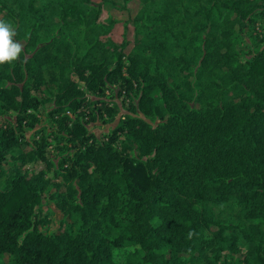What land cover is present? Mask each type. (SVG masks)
Returning <instances> with one entry per match:
<instances>
[{
    "label": "trees",
    "instance_id": "16d2710c",
    "mask_svg": "<svg viewBox=\"0 0 264 264\" xmlns=\"http://www.w3.org/2000/svg\"><path fill=\"white\" fill-rule=\"evenodd\" d=\"M144 1L157 6L156 22L142 25L146 53L128 54L125 33L119 44L112 37L117 21H99L87 0H0V8L18 18L17 32L31 17L33 31L42 23L56 30L57 45L77 26L89 38L76 57L59 58L56 44L37 48L31 34L30 55L0 70L2 107L15 113L0 125V264H120L114 260L120 251L126 252L121 264H234L228 253L220 259L222 249L244 250L235 264H264V232L252 224H264V50L253 49L233 66L236 54L224 41L231 24L254 27L264 18V0ZM192 15L194 25L187 19ZM181 40L183 49L200 55L198 82L187 85L198 89L197 107L160 71L173 65L171 42ZM51 66L57 69L54 94L46 88ZM217 70L219 78L212 75ZM75 77L100 96L111 85L124 98L138 90L137 110L150 122L128 116L107 142L93 135L78 118L89 110ZM42 86L53 101L50 133L36 127L44 99L33 92ZM103 107L114 114L105 104L87 113L106 116ZM26 129L39 136L29 151L22 149L30 143ZM120 134L127 140L117 149ZM60 141L72 153L55 164L45 147ZM38 161L55 166L62 180L53 184L65 188L50 199L70 221L50 233L40 228L47 221L40 206L51 179L42 169L26 171ZM210 227L217 228L214 240L206 236Z\"/></svg>",
    "mask_w": 264,
    "mask_h": 264
},
{
    "label": "rangeland",
    "instance_id": "374dc122",
    "mask_svg": "<svg viewBox=\"0 0 264 264\" xmlns=\"http://www.w3.org/2000/svg\"><path fill=\"white\" fill-rule=\"evenodd\" d=\"M173 2L174 1L169 2V5H173ZM6 4L9 5V1H6ZM87 4L94 6L95 10H99H97L99 12V21L104 22L111 18L117 21V24L112 33V37L116 41V43L119 44L121 43L123 34L125 33L127 39L131 41L129 47L127 48L128 54H130L131 51L132 53H146L147 50L145 43H143L142 45L139 43L141 37L146 36L145 30L142 28V25H150L153 21L156 22L154 18L157 15L154 11H152L157 8L156 5L148 4L144 0H87ZM145 15H148V21ZM187 19L189 20V23L191 25H194L197 21L195 15L188 16ZM0 20L10 22L14 26L16 32V36L14 37V39L19 41L23 45L20 56L13 62L20 61L21 59H24L26 55L27 57L30 55L32 47L27 45L26 37H30L31 34L33 40L30 42L34 44L32 46H36L37 48L49 43H54L57 45L58 42H62L61 38H59V35L56 34V30L52 29L49 26L50 24L43 25L44 23H42V26L39 28V30L33 31L31 29V24L35 23L34 18L30 17V20L32 22H29L28 24L25 23L26 25L22 24L20 29H18V32L17 27L19 28L20 26V24L18 23V18H14V16H8L6 14V11L1 8ZM50 20L52 22L55 21L53 18H50ZM231 27V32H228L227 34L229 39H226L224 41H226L228 45L231 46V51L236 54V60L232 62L233 66L236 65V62H239L243 58H246V56L249 55L253 49L264 50V18H258L254 27L251 25H244L240 27L238 23L231 24ZM83 30L84 29L82 26H77L75 29H72L71 34L68 35V39L54 48V50L57 51L59 58H63L64 56H66V53L76 57L77 54L81 52L80 48L84 47V45L88 43L87 41L89 39L87 34V37L84 38ZM185 30H187V28H185ZM96 32L98 33L97 30ZM20 35L22 36L20 37ZM101 40L103 41V44L106 40V36L102 37ZM182 41L183 40L179 41V44H174L173 42H171L172 47L169 51V54L174 55L175 60H173L172 66L165 68L161 67L160 71L164 76L169 75L172 80V84L174 83V88L176 87L180 89V91H183V93L186 91L189 92L188 102H191L194 106L197 107L200 105V103L196 100V93L198 92V89L190 87V89L188 90L187 85L188 83H194L195 81H197L195 73H198V70L201 72V69L199 68L200 55L193 53L192 51H190L191 49H183L186 43ZM76 43H78V45H76ZM199 45H201L200 41H197L194 44L195 51ZM104 50L106 57L110 58L111 48L106 45ZM222 50H224V48H222ZM172 55H169V60L173 58ZM179 60H185V63L179 62ZM6 65L8 66L11 64L4 63L0 65V70L4 71L6 69L8 71ZM186 67L187 69H184ZM209 69H211V67ZM225 69L226 68L224 66L221 67V70L225 71ZM218 72H220L221 74V71L217 70L214 71L212 75L219 78L220 74ZM56 78V67H47L46 79L48 80V83L46 88L53 94L56 92V86L53 82ZM74 79L77 80L76 77ZM77 82L80 85V89L83 92L86 102L88 103V106L86 107L87 110L91 111L93 110V108L101 106L102 104H105L106 107H109L110 109L114 110V114L112 116L106 114V109H104V107L103 112L106 114V116L103 117L96 115L92 116L87 113L89 111L84 112L85 115H79V120L81 122L86 123L88 131L93 135L100 138L103 137L104 140L107 142V137L111 133L112 129L116 127L121 120L125 119V117L128 116H139L140 118H143L146 121L150 122L149 118H145L137 110V101L139 95L138 90L132 91L129 95V98H124V94L118 95L117 86L111 85L107 87L104 95L100 96L86 88L84 82L78 80ZM44 88L45 86H42L39 91L37 90L33 92L41 99H44L43 102L36 109V116L38 118V123L36 127L44 129L45 133H48L49 131L51 132L53 126V119L48 113L53 106V101L49 99L50 96L47 93L48 91H44ZM153 96L156 97L158 99V102L160 103L161 92L155 90L153 92ZM1 111H3L4 113H2ZM77 112H79L78 109ZM66 113L72 119V121L76 120L75 115L73 113ZM14 115L15 113H13L12 111L6 112L5 109L2 107V102L0 101V125L3 123V119H12ZM38 137L39 136L37 135L35 136L34 130L26 129V139L30 143H28V145L22 148L23 151H29L32 147L31 142H33L34 140L39 141ZM121 140H127L125 134L119 135L117 140L114 142L115 148L119 149V143L121 142ZM69 147L70 146L66 141H60L58 143L51 142L50 145L45 147L46 156L49 160H51V162L53 161L56 164L61 155H70L72 153V149H69ZM136 153L137 151L132 149L130 151V156L134 157ZM34 165V167L28 165L26 171H28L30 174L32 172H36L42 169L44 170L46 177H49L52 182L51 186H49L47 190L42 194V205L40 206V210L42 212L41 216L45 217L47 221L45 225L40 226V228L45 229L49 233L54 232L57 231L61 226V221H70L69 217L64 215V213H62L56 207L55 203L50 199L51 193H54L57 190L63 192L65 188L63 185L57 188L53 184L58 183L62 180L60 176L55 175V166L51 165L50 169H47L46 164L43 161L34 162ZM4 183V180H0V186ZM252 224L255 226H259V228L264 232V224H261L259 222H253ZM216 231V227H210L209 230L206 232V236L209 237V239L214 240L213 234ZM244 249H247V246H244ZM227 253L230 257H232L234 264L236 262H242L245 258L244 250H237L233 252L228 249H222L220 251V259L225 260ZM125 255V251H120L115 254L114 260L121 264L125 261ZM4 260H7V258H4Z\"/></svg>",
    "mask_w": 264,
    "mask_h": 264
},
{
    "label": "clouds",
    "instance_id": "9594fccd",
    "mask_svg": "<svg viewBox=\"0 0 264 264\" xmlns=\"http://www.w3.org/2000/svg\"><path fill=\"white\" fill-rule=\"evenodd\" d=\"M15 36L14 26L0 20V65L11 63L20 56L23 45L14 39Z\"/></svg>",
    "mask_w": 264,
    "mask_h": 264
}]
</instances>
